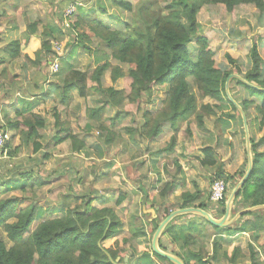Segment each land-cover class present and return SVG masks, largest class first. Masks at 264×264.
<instances>
[{
    "label": "trees",
    "instance_id": "obj_1",
    "mask_svg": "<svg viewBox=\"0 0 264 264\" xmlns=\"http://www.w3.org/2000/svg\"><path fill=\"white\" fill-rule=\"evenodd\" d=\"M95 1L98 6L93 5L87 10L82 9L78 3H73L75 11L70 18L73 26L71 29L68 28L67 34L60 27L63 18L58 19L60 22L50 21L43 25L40 19H30L25 24L24 40L15 38L7 41L3 51L8 55L9 61L23 55L24 64L36 68L49 57L53 56L52 59L55 57V47L65 43V38L69 39L66 45L72 50L80 47L87 52L90 51L88 45L95 40L98 47L97 51L95 50V66L89 70H79L69 62V54L66 56L61 54L58 72L61 75L57 80L51 79L49 87L64 106H69L75 96L86 97L92 89L101 94L99 106L87 108L85 112L86 116L97 122L98 128L105 133L104 144L113 141L115 134L112 128L121 118L116 112L109 118V124L104 125L102 120L104 110L107 107L121 105L125 99L130 103L140 102L143 99L149 101L153 96L155 85L164 90V97L156 111L146 110L142 113L143 122L138 127L137 133L141 140H154L168 126L172 131L165 148L168 153L173 151L180 124L188 121L192 115L195 116L197 125L203 126L205 116L215 113V108H225V105H228L239 117L224 92V83L229 74L236 71L249 82L264 88L263 59L255 43L248 51L249 67L244 73L239 67H236V70L224 69L215 64L213 51L208 47L206 38L198 33L197 22L198 11L203 5L219 4L228 11L241 4L253 5L259 13H264V0H138L136 4L128 0ZM161 2L166 4L161 6ZM10 4L15 5L12 2ZM2 8L0 9L1 18L6 14L5 8ZM22 14L28 15L27 12ZM12 18L7 16L5 24L12 23L14 29H17ZM38 27H41V31L37 30ZM193 36L195 49L191 54L188 44ZM65 50L64 47L63 53ZM226 58L229 63L235 62L228 54ZM4 61L6 62L1 60V63H5ZM112 61H115V64H112ZM107 69H110L112 81L122 76L130 78L128 92L112 86L103 87L100 84V77ZM49 73L50 71L47 70L46 74ZM45 80L44 77L43 81ZM89 80L94 83L91 88L87 84ZM231 83L244 87L250 95L259 98L260 102L255 104L254 108L256 127L259 131L264 130V90L251 88L235 78ZM192 86L200 100L210 98L219 102L220 105L203 103L199 106ZM252 104L251 100L240 103L246 114L250 134L253 132L251 119L248 120V109ZM52 112L53 127L57 128L52 136L55 144L68 140L74 149H82L86 145L84 141L73 134L72 130L64 127L65 122L61 120L56 110ZM227 115L233 117L231 114ZM16 117V121L9 125L15 135H20L24 143L32 148L33 153L44 147L47 148L48 141H40L43 136L39 130L46 128L43 117L32 111L17 112ZM3 128L8 129L6 126ZM250 141L253 169L238 193L234 206L237 199L241 202V207L264 204V150L258 149L259 145L264 144V134L257 141L250 136ZM8 145L7 142L4 146L5 158H0V192L2 193L0 197V264H113L112 261L117 264H150L146 260L148 253L143 246L140 248L144 251L139 256L129 254L131 245L128 243V238L119 237L123 223L118 216L117 208L126 200L125 192L120 191L111 203L98 192H87L75 196L80 203L72 208L61 203L57 206L49 205L47 201H45L47 205L43 208L38 204L37 198L24 195L33 194L34 187L45 185L47 180L35 175L32 167L27 169L23 166L8 165L11 163L10 157L16 152L15 148L13 151L7 149ZM203 152L204 163L214 164L216 160L213 148L206 147ZM47 158L48 154L44 153L42 159ZM216 163L212 181L222 179L225 184L229 183L234 175L228 174L223 164L217 161ZM237 173L240 177L243 171ZM170 187L171 184H166L164 193ZM14 191H19L21 195L12 194ZM194 198L191 194L184 192L181 194L180 205H188ZM93 201L97 204H93ZM224 201L220 202L222 212ZM64 209V214L61 216L51 217L52 212ZM259 212L262 213L264 210L247 213L253 219L244 222L241 231H257L258 234L259 231L264 230V216ZM130 217L132 219L129 228L131 236H143L142 222L136 215ZM33 222L36 224L32 228ZM154 229L155 225L152 231ZM1 232L5 234L6 239ZM165 233L174 240L181 235L173 230L171 223L166 226L163 234ZM257 238L259 235L254 236L255 240ZM248 250L251 264H264L254 256L252 244H249ZM237 252L238 250L235 249L232 255L226 258L234 263ZM125 256L129 257L126 261H124ZM156 257L164 261V258L158 255ZM192 257L195 258L194 262L200 264H214L213 261L217 257L215 244L208 260L200 256ZM116 258L119 260L116 261ZM190 258L184 259L185 264H189Z\"/></svg>",
    "mask_w": 264,
    "mask_h": 264
},
{
    "label": "crops",
    "instance_id": "obj_2",
    "mask_svg": "<svg viewBox=\"0 0 264 264\" xmlns=\"http://www.w3.org/2000/svg\"><path fill=\"white\" fill-rule=\"evenodd\" d=\"M8 32L9 34L7 35ZM15 38H20V29L12 30L8 27L1 28L0 126H6L10 130V141H15L14 145L20 148V145L24 144L23 138L20 135H15L14 130L9 128L10 123L15 122L17 119L16 113L32 111L38 114L39 112L36 109L42 106V104L45 102H52L53 100H56V94H54V92H52L49 87L50 80L55 74L50 76L46 74L47 70L49 71V69H47L45 72L43 70V78L45 77L46 80L43 81V79L42 83L32 82L33 78L35 77L34 71H36L37 68H32L25 65V59L23 55L20 56V71L10 72L6 68L3 70L4 63H1V60H6V62L4 61L5 63L13 61H9L8 55L3 51V46L7 43V41ZM78 50V61L81 62L84 59L87 61V65L89 56L81 51L80 48ZM69 55V62L74 64L77 68L78 66L80 67L74 54ZM14 75L16 77L15 79ZM60 75L61 74L59 73L57 78L52 80H57ZM32 83H35V85H32ZM109 86L112 85L105 87ZM61 106L64 107L63 105ZM123 106L124 105L121 104L117 107H114L117 109L116 112H118L120 115L123 114ZM159 106L156 105V107L148 108L147 110L154 112L159 108ZM62 107L52 108V111L56 110L57 113L60 114L61 120L66 119L68 115V113H65L66 109L63 110ZM76 110H78V108H76ZM225 110V117H223V119L219 120L217 123L220 127L219 131L212 130L211 126L206 125L204 122L203 126H198L202 131L205 132L203 133L202 137H199L200 139H197L195 136V134L198 132L196 129L193 131L191 141L185 140L184 136L181 134V132H179L177 135V143L172 154L165 150V143L167 142L169 136L168 133L171 131L170 128L167 126L165 131L154 140H141L138 136L137 129L143 122L142 118L141 120H134L133 128L131 130L123 128L122 131L117 130L118 133L114 132V139L109 144H104L103 136L99 137L96 142L101 143V146H97L101 153H97V155L89 151L88 143L86 142L85 138L74 131L73 134L77 135L79 139L83 140L86 145L82 149L76 150L72 147L70 141H63L62 143L65 144V150H61V153H63L61 154L59 149H62L60 144H63L60 143L56 145L52 139V136L56 133V130L51 137L46 138V136H44L42 133V130L44 131V129L39 130V133L43 136L40 141H48V146L47 148L44 147L43 149H40L34 153L32 151V153L34 155L39 154L40 152H45L48 154V158L62 157L63 159H66L63 157V155L66 157L75 156L79 158L80 163H83V161H89L91 159L100 161L101 164H105L107 166H109V164H107L109 163L108 161L113 159L111 166H115V171H113V174L116 175V177L113 175V178H116L119 182V180L121 181V179H124L123 172H125L128 180H125V182L122 181L125 183L123 186L113 188V190L116 191L113 193V198H116L120 191L127 194L126 200H124L121 206L117 208L118 215L121 220L127 224V221L131 218L130 216L136 215L138 220L142 222V231L144 232L143 236L141 235L139 237H132L131 233L129 232V224H126V226L124 225L123 233L127 234L126 237L129 240L128 243L131 245L129 248V254L133 253L136 256H139L144 251H142L140 248L143 246V248L146 249V252L148 253L146 260L149 261L150 264H168V260H160L150 248V238L153 232L152 229L154 223L147 219L149 214L143 213V207L154 209L156 212L155 218L158 220H161L174 209L186 207L203 208L209 210L214 217L221 216L223 213L221 211V203L212 202L210 200V185L215 172L217 164L216 161L220 164H223L222 166L224 170L229 173L228 171L230 165L234 166L235 163L236 165H239V153L241 150V145L244 150L243 131L241 128L242 126H240L241 121L235 119L234 114H232V109L228 105H225L224 111ZM82 111L85 112V110ZM227 114H231L233 117H229ZM49 117L51 120H54V118H52L50 115ZM230 118H232V120ZM43 119L46 121L45 117H43ZM117 124L115 126H117ZM229 128H232L234 137L232 144L227 142V134L225 133ZM54 129L57 128L54 127ZM21 141L22 144L19 145ZM228 145L229 147H232L234 152H236V155L234 156V159L231 161V163L229 162L230 154L227 157L229 152L227 148ZM25 146L27 145L25 144ZM27 147L32 150L30 146ZM206 147L213 148L214 158L216 161L212 165L204 163L205 156L203 150ZM16 149L17 148H15V150ZM110 151L112 155L106 157L107 152ZM243 152L245 154V151ZM126 156L127 161L123 163V161L126 159ZM11 158L12 157H10V160ZM168 163H171L172 166L169 167ZM228 163L229 167L227 166ZM173 165L175 166L174 168ZM25 166L27 167V165ZM109 168L111 167L109 166ZM59 171L60 170L55 169L54 174L60 173ZM86 171L87 170L83 171L84 174ZM236 171L237 170L235 168L233 173L236 174ZM230 174L233 175L232 173ZM166 184H171V187L164 193ZM228 184L229 183L226 184L227 189ZM184 192H187L195 197L194 200L189 201L188 205H180L182 203L181 194ZM240 208L242 207L234 206L232 211L236 212ZM260 215L264 216V212L260 213ZM252 219L253 218L250 215L245 214L236 224L221 228V230H216L217 227L211 225L199 215L192 213L181 214L175 217L171 222L173 225V230L178 231L181 233V235L178 237V239L174 240L171 239L167 233L162 234L159 240L160 247L167 252L176 254L183 261L186 257H191L189 262H193L195 258L192 256H200L202 259L208 260L213 252V244H215L217 257L215 261H213L214 264H251L248 246L249 244H252L254 256L258 258L259 261L264 262V259L261 258L264 255V230L259 231L258 234L256 233L257 231H241L242 224L246 221H251ZM256 227L258 226L256 225ZM234 228L235 231H233ZM132 229L134 228L132 227ZM257 235H259V238L255 240L254 236ZM135 243H137V248L135 247ZM235 249L238 250L235 258L236 261L231 263L226 258V256H231ZM128 259L129 257L127 256V260Z\"/></svg>",
    "mask_w": 264,
    "mask_h": 264
},
{
    "label": "rangeland",
    "instance_id": "obj_3",
    "mask_svg": "<svg viewBox=\"0 0 264 264\" xmlns=\"http://www.w3.org/2000/svg\"><path fill=\"white\" fill-rule=\"evenodd\" d=\"M128 1L132 2L133 4H136V2H138V0H128ZM10 2H12L15 5L10 4ZM73 3H78V5L84 10H87L89 7L93 5L98 6L95 0H0V7L2 8L3 6V8H5L6 10L5 16L2 18L0 17V30L2 27H8L14 30V26L11 25L12 23L5 24V22L7 21L6 17L11 16L13 17L12 19L14 21V24L17 25V29H20L19 39L20 41H23L24 38L26 37L25 24L27 23L28 20L34 18L40 19L41 20L40 23L41 25H43L50 21L53 23H57V21L60 22V20L58 19L63 18L61 20L60 27L62 31L67 34L68 28L65 27L63 24L64 16L68 6ZM160 4L161 6H164L166 2H161ZM22 12H27L28 15L23 16ZM197 22L199 24L198 33L206 38L208 47L213 51V60L215 64L227 70H236V67H239L241 72L244 73L249 67L248 51L251 45L255 43L258 47L259 55L263 59L262 76L264 77V13H259V11L253 5H244V4L237 5L230 11L226 10L224 6L219 4L203 5L198 11ZM37 30L41 31V27H38ZM8 34L9 32L7 33V35ZM10 36L13 37L12 35ZM68 40L67 38H65V43L63 44L66 50L64 53H62V55L66 56V54H74L78 62V65H80V67L78 66L79 70H82V68L83 70L92 69L95 66L94 53L95 50L97 51L98 49V47L96 46L97 42L94 40L93 43L88 45V47L90 48L89 52L79 47L81 51H83L87 56H89L88 63L86 65L87 61H85L84 59L81 62H79L77 59L79 54L78 53L79 48H76V50L73 51L71 48H69V46L66 45ZM194 44H195V37L193 36L188 44L191 54H193L194 52L193 49H195ZM227 54L230 55L233 58V60H235L234 63L228 62L226 58ZM52 57L53 56L49 57L47 61H44V63H42L41 66L36 67L37 70L34 71L35 77L33 78L34 81L32 80V82L42 83V80L44 79L43 70L49 69L50 71V65L53 61ZM112 64H115V61H112ZM3 67L9 70L10 72L20 71V57L14 59L11 62L4 63ZM75 68L77 67L75 66ZM59 70L60 67L58 71L54 73L56 76L50 73L48 75L50 76L54 75L55 77L53 76L54 78L52 77V79H55L59 74L58 73ZM233 73H236V71ZM116 80L117 81L111 80L110 69H107L103 72V74L100 77V84L103 87L112 85L117 89H123L125 92L129 91L130 78L128 76H122L121 78ZM35 83H32V85L33 84L35 85ZM87 84L89 88L94 86V83L90 80L88 81ZM229 88L232 97L237 102L241 103L244 100L253 101V104L248 109V113H249L248 120L251 119L252 122L251 131L253 132L250 134V136H253L255 141L259 140V138L264 134V130L259 131L257 130L256 127L257 119H255L256 113L254 111V108H255V104H259L260 102L259 98L250 95L249 92L240 85L231 83ZM153 89H154V93L149 101L146 99L134 103H130L126 99L123 101L122 104L124 106L122 107V109L124 111L123 114L120 115L121 118L118 121L117 126H115L112 129L114 130L113 132H117V130L122 131L123 128L131 130L133 128L134 120L135 119L141 120L142 113L144 111H146L148 108H153L156 107V105L157 106L160 105L161 99H163L164 97V90L157 85L153 86ZM193 90L196 93L197 104L199 106L203 103L220 105L219 102H216L210 98H205L203 100H200L198 98L197 92L195 91V88L192 86V91ZM100 98H101V94L96 92L95 89H92L90 90V92L86 97L75 96L73 102L69 106L63 105L64 107H62L61 106L62 104L60 103L58 96H56V100H53L52 102L48 101L43 103L42 106L36 109L39 112L38 114H42L40 116L41 117L43 116L46 119L45 121L46 128L44 131L42 130L43 135L46 136V138H49L52 136L54 131L57 130L54 129V127L52 126L54 120H51L49 115L52 118H54L52 116V108L62 107L63 110L66 109L65 113H68L66 119H62L65 122L64 127L69 128L70 130H72V132L74 131L77 134H80L82 137H84L86 142L88 143V149L90 152H92L95 155H97V153H101V151L97 148V146H101V143L96 142V140L99 137L105 135V133L98 128L97 122H95L94 120H90L86 116V112L82 111V110L86 111L87 108H93V107L96 108L97 106H99ZM222 104L225 105V103ZM76 108H78V110H76ZM116 110L117 109H115L114 107H107L104 110V113L102 115V120L104 122V125L109 124L108 120L111 116H113L116 113ZM226 110L224 111V107L220 109L215 108V113H213L210 116H205L204 122L206 123V125L211 126L212 130L219 131L220 127L218 126L217 123L219 120H222L223 117H225ZM232 112H233L232 114H234L235 119L240 120V118L236 115V113L233 110ZM230 119L232 120V118ZM194 129L198 131L197 132L198 135L195 134L197 139H200L199 137H202L203 133H205L204 131L201 130L200 127H198L195 120V116L192 115L188 119V121H183L180 124V128L178 129L177 135L179 132H181L185 140L191 141ZM225 133L227 134V142L232 144L234 140L232 128H229ZM168 134L169 136L167 142L172 134V131H169ZM167 142L165 143V146H167ZM8 143H9L8 145L9 150L12 149L13 151L14 148H17L16 150L14 149V151L16 152L14 153V155L10 160L11 163H8V165H12V166L18 165L19 167L23 166L27 169L32 167L35 175L37 174L41 178L47 180V182H45L46 183L45 185L35 186L33 194L27 193L24 195L25 197L28 196L29 198L30 197L34 199L37 198L39 200L38 204L43 208L47 205L45 204V201H47L49 205L57 206L61 203L67 205V207L72 208L75 204L80 203V200H76L75 196L87 192H98V194L104 195L105 198L108 199L109 203H111L112 200L115 199L113 198V193L116 192L115 190H113V188H118V186H123L125 184L123 182L127 180V175L125 172H123L124 174L123 180L121 179V181L119 180L118 182L116 178H113L114 175L113 171H115L114 168L115 166H111L113 159L109 160L108 161L109 163H107L111 168H109V166L105 164H101L100 161L91 160V159L89 161H83V163H80L79 158L75 156L66 157L65 155H63V157H65L66 159H63L62 157L42 159L43 154L45 152L44 153L40 152L39 154L33 155L32 150L29 147L25 146V143L23 145H20L22 144V141L19 143L20 148L14 145L15 141H8ZM176 143H177V137L174 147ZM60 146L62 147V149H59L61 153L62 152L61 150L64 149L65 144L63 145L60 144ZM227 148L229 150L227 157L230 154L229 162L231 163V161L234 159V156L236 155V152H234L232 147H229V145ZM258 149L260 151H263L264 144L262 143L261 146L259 145ZM243 151L244 150L241 145V150L239 153L240 155L239 165H236V163L234 164V166L230 165V167H229V163L227 165L229 167L228 174L232 173L234 175L233 179L229 181L227 193L228 191H230L234 182L239 178L238 173L236 174L233 173L235 168L237 170L236 172H238V171H244L246 167V159ZM172 153L173 151L171 152V154ZM109 155H112L111 151L107 152L106 157ZM0 158L3 159L5 157H0ZM125 161H127V156L126 159L123 161V163ZM25 165H27V167ZM168 166L171 167L172 166L171 163H168ZM174 167L175 166L173 165V168ZM55 169L60 170L59 171L60 173L54 174ZM84 170H87L86 175L83 172ZM92 171L93 173H91ZM114 177H116V175H114ZM12 194L21 195L19 191H14L12 192ZM1 196L2 193L0 192V197ZM93 204H97V203L93 201ZM240 205L242 204L237 199L235 203V207H238ZM64 211L65 209L55 211L52 212L50 215L51 217L61 216L62 214H64ZM131 221H132L131 218L127 221L129 226ZM122 223H123V227L124 225L126 226L127 224L124 223L123 221ZM35 224L36 222L32 223V228L35 226ZM1 233L3 238L6 239L5 234L3 232ZM123 235H125L124 237H126L127 234L123 233V228H122V230L119 232V237H123ZM135 247L136 248L138 247L137 243H135ZM261 258L264 259V255Z\"/></svg>",
    "mask_w": 264,
    "mask_h": 264
},
{
    "label": "water",
    "instance_id": "obj_4",
    "mask_svg": "<svg viewBox=\"0 0 264 264\" xmlns=\"http://www.w3.org/2000/svg\"><path fill=\"white\" fill-rule=\"evenodd\" d=\"M238 79L243 84L257 89V90H264L263 87L257 86L254 83L249 82L245 78H243L241 75L237 73H231L227 76L225 83H224V92L226 98L233 104L236 111L239 114L241 125H242V131H243V140H244V151H245V159H246V167L242 173V175L234 182L233 186L231 187L230 191H228L225 201H224V209L223 213L219 217H214L209 210L199 208V207H186V208H177L172 211H170L165 217H163L161 220H158L155 218L156 212L152 208H145L143 207V213L149 214L148 220L152 221L155 225V229L153 230L150 238V248L152 252H154L156 255L168 260L170 264H185V262L176 254L167 252L166 250L162 249L160 247V237L164 233V230L166 229V226L172 222V220L181 215V214H196L204 218L208 223L211 225L217 227V228H225L232 226L233 224H236L240 218L250 212L258 211V210H264V204L259 205H252L247 207H242L236 212H233L232 209L234 207V201L240 192L242 186L248 179L250 173L253 169V154H252V148H251V141H250V131L249 126L246 118L245 111L243 110L242 106L239 102H237L230 93V83L232 79ZM110 259V258H109ZM111 260V259H110ZM119 258H116V261H118ZM127 260V256L124 257V261ZM113 264H117V262L112 261Z\"/></svg>",
    "mask_w": 264,
    "mask_h": 264
},
{
    "label": "built area",
    "instance_id": "obj_5",
    "mask_svg": "<svg viewBox=\"0 0 264 264\" xmlns=\"http://www.w3.org/2000/svg\"><path fill=\"white\" fill-rule=\"evenodd\" d=\"M75 11L74 4H71L68 6L65 16H64V26L67 28H72V22L70 20L72 14ZM64 45H58L55 47V57L53 58V61L50 65V74H54L58 71L59 68V58L61 54L63 53ZM11 132L9 129H5L2 126H0V157L6 156V151L4 150L5 144L10 140ZM227 195V187L225 182L222 179H214L211 182L210 185V200L212 202H222L225 200ZM189 264H200L197 262H189Z\"/></svg>",
    "mask_w": 264,
    "mask_h": 264
},
{
    "label": "bare ground",
    "instance_id": "obj_6",
    "mask_svg": "<svg viewBox=\"0 0 264 264\" xmlns=\"http://www.w3.org/2000/svg\"><path fill=\"white\" fill-rule=\"evenodd\" d=\"M227 187V186H226ZM228 190V189H227Z\"/></svg>",
    "mask_w": 264,
    "mask_h": 264
}]
</instances>
